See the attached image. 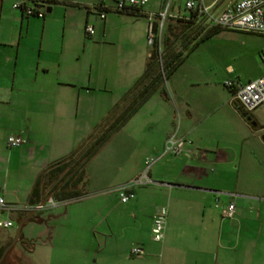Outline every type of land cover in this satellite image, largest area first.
<instances>
[{"label": "crops", "instance_id": "1", "mask_svg": "<svg viewBox=\"0 0 264 264\" xmlns=\"http://www.w3.org/2000/svg\"><path fill=\"white\" fill-rule=\"evenodd\" d=\"M17 1L0 0V199L9 205L25 206L42 171L87 141L104 120L85 119L93 109L92 83L96 84L97 80L92 79V68L98 64V59L96 55L93 60L90 57L83 86L84 72L80 65L85 46L80 43L83 36H94V46L107 47L112 58L126 67L121 80L128 89L143 74L150 48L146 17L136 19L108 13L105 19H100L88 10L99 0H58L50 4L43 18L27 17L13 9ZM106 1L112 4L120 0ZM164 1L147 0L143 14H160ZM202 1L217 15L237 0ZM179 10L168 14L165 30L181 29L177 20L186 25L190 13L186 9L185 13ZM192 24L199 31L206 25L202 18ZM87 25L93 28L91 37L85 32ZM68 34L79 43H66ZM263 48L255 49L259 59ZM260 70L257 78L264 74L261 60ZM171 77L167 83L171 81V94L179 103L180 115L177 113V116L180 121L187 120L181 125L179 122L174 134L190 143L184 145L180 155H164L151 167L149 177L159 186L134 189V198L128 203L119 202L116 207L107 208L104 227H101L103 223L92 226L95 227L91 230L93 240L96 235L105 237V264H264V174L257 173L251 164H244L241 151L235 157L232 146L219 147L220 142L209 141L204 136L207 131L202 134L201 122L194 117L195 112L172 84ZM254 79L243 82L235 76L225 82L245 84ZM108 80L106 78L105 85ZM223 87L231 97L230 90L224 84ZM157 97L163 103L168 102L167 94L164 98L158 91ZM173 123H157L160 137L157 155L163 152L167 139L173 134ZM9 137H18L24 144L8 148ZM117 170L124 169L118 167ZM127 170L126 177L114 187L140 174V160ZM85 182L83 193L93 194L86 190ZM216 200L222 205L234 204L232 219L221 217L220 210L214 207ZM160 208L167 210V217L163 240L155 243L151 229ZM29 214L12 217L0 212V222L11 220L17 224L25 221ZM64 215L66 211L61 215L52 214L37 225L47 228L50 221ZM136 246L144 251L140 258L129 254Z\"/></svg>", "mask_w": 264, "mask_h": 264}, {"label": "rangeland", "instance_id": "2", "mask_svg": "<svg viewBox=\"0 0 264 264\" xmlns=\"http://www.w3.org/2000/svg\"><path fill=\"white\" fill-rule=\"evenodd\" d=\"M185 2L165 0L161 12L165 11L168 5V14H172L177 8L185 13ZM93 38L94 36H83V41H80L81 44L85 43L80 57L84 72L81 83L87 80L85 74L88 73L90 57L92 56L93 60L96 55L98 64L92 68V79L97 80V85L92 83V88L95 89L92 95L93 109L85 119L98 122L108 115L107 112L128 89L127 85H122L121 80L127 69L112 58L107 47L94 46ZM66 43L75 44L79 41L68 34ZM260 46L264 47L263 36L220 31L210 39L198 42L171 79L172 84L189 102L195 112L194 117L201 122L199 130L202 134L207 131L204 136H207L209 141L220 142L219 147H225L227 144L232 146L230 148L235 152V157H238L241 151L242 162L251 164L257 173L264 174V109L250 113V120L245 119L238 113L236 104L231 101L223 87L226 80L235 76L243 82L258 77L261 73L260 59L255 55V49ZM179 49L181 51L183 47ZM101 60L103 63L100 64ZM232 71L234 75H230ZM106 78L109 79L107 85ZM170 86L171 81L165 87L167 103L159 100L157 93L153 95L87 164L85 186L86 190L93 194H85L79 199L69 201L57 210L38 212L34 217L47 220L52 214L61 215L66 211V215L50 221L47 225L48 232L47 228L37 225L33 220L24 224L21 234L26 242L23 248L25 264H105V237L96 235L93 240L91 230L95 229L92 226L96 223H103L101 227H104L106 209L114 208L119 203L114 194L106 191L125 178L127 169L137 160H140L142 166L139 175L146 170L147 165H151L150 169L154 167L157 158L162 154L157 155V143L160 142L157 123L169 125L174 121V134L179 122L181 125L186 120L180 121L177 116V113L180 115L179 103L174 95L172 96ZM193 121L194 118L190 123ZM84 122L83 118V125ZM85 134L82 133L83 136ZM180 136L176 135L177 138ZM118 167L124 170L118 171ZM11 216L15 217V214ZM13 235L14 228H0V249Z\"/></svg>", "mask_w": 264, "mask_h": 264}, {"label": "built area", "instance_id": "3", "mask_svg": "<svg viewBox=\"0 0 264 264\" xmlns=\"http://www.w3.org/2000/svg\"><path fill=\"white\" fill-rule=\"evenodd\" d=\"M57 1L58 0H19L13 4V9L20 10L27 17L43 18L50 4ZM106 2V0H99L97 5L91 6L88 9L89 12L97 14L100 19H105L108 13H124L134 8L142 10L147 4V0H120L112 4H107ZM168 8L169 6L167 5L165 11L160 14L147 16L148 45H152L156 37L155 33L152 31V22L155 20L156 22L158 21L159 31H161L168 18ZM185 9L189 13L192 12L196 13L197 16H201L208 27H216L226 31L243 32L264 37V0H237L226 6L217 15H213L210 8L206 7L202 0L187 1L185 3ZM85 32L89 37L94 33L93 28L89 25L85 27ZM260 60L264 69V48L260 52ZM224 86L231 92V101L238 105L245 113L250 114L258 109H264V74L245 84H235L234 82L227 81L224 83ZM186 143L190 142L184 138H177L176 133L171 135L167 139L163 152L159 158L164 155H180ZM6 144L8 148H17L24 144V141L18 137H9ZM159 158H157V160ZM150 166L151 165H147L146 170L137 178L122 185L115 186L106 192L114 194L120 203L126 204L134 198L133 190L135 188L150 185L159 186L157 182L152 181L149 177L148 173ZM67 202L69 201L57 202L50 197L43 203L29 207L27 205H9L0 199V212L16 215L29 214L32 212L38 213L52 210L65 205ZM214 207L220 210L223 219H232L235 214V206L232 202L222 205L216 200ZM166 217L167 210L165 208H160L153 218L151 239L155 243H160L163 240ZM12 226L13 222L11 220L0 222V228L2 229H10ZM129 254L131 257L140 258L144 255V251L142 248L136 246L130 249Z\"/></svg>", "mask_w": 264, "mask_h": 264}, {"label": "trees", "instance_id": "4", "mask_svg": "<svg viewBox=\"0 0 264 264\" xmlns=\"http://www.w3.org/2000/svg\"><path fill=\"white\" fill-rule=\"evenodd\" d=\"M133 18H147L140 9H130L124 13ZM202 18L196 13H190L186 25L177 20L181 29L165 30V23L159 31L158 21L152 22V31L156 37L149 45V58L143 74L124 93L121 99L112 107L108 115L91 133L87 141L67 157L50 164L36 179L27 200V206L33 207L43 203L47 198L57 202L72 201L81 198L85 182L84 167L88 161L138 112V110L158 91L166 98L165 87L168 79L193 51L198 42L210 39L224 29L208 27L196 30L193 21ZM203 19V18H202ZM204 20V19H203ZM205 21V20H204ZM164 32L167 35H164ZM169 32V33H168ZM183 50L180 51L179 48ZM239 113L247 120L250 115L236 106ZM37 215V213H36ZM33 221L42 223L39 217H32Z\"/></svg>", "mask_w": 264, "mask_h": 264}, {"label": "flooded vegetation", "instance_id": "5", "mask_svg": "<svg viewBox=\"0 0 264 264\" xmlns=\"http://www.w3.org/2000/svg\"><path fill=\"white\" fill-rule=\"evenodd\" d=\"M31 219L32 218L28 219V221H32ZM20 223L21 222L17 223L15 226L13 224L12 228H14V235L12 236V239L9 241L7 240V243L0 249V264H25L23 261L25 254L23 248H25L26 242L23 238V235L20 233L19 237L14 242V237Z\"/></svg>", "mask_w": 264, "mask_h": 264}, {"label": "water", "instance_id": "6", "mask_svg": "<svg viewBox=\"0 0 264 264\" xmlns=\"http://www.w3.org/2000/svg\"><path fill=\"white\" fill-rule=\"evenodd\" d=\"M47 13H50V10L48 9L47 10ZM262 141L264 142V138L262 139ZM36 214V212H32L28 215L27 219L23 222H21L17 228V231H16V234H15V237H14V242L17 240V238L19 237L20 233H21V230H22V227L23 225L28 221V219L32 218L34 215ZM37 223V222H35ZM38 224V223H37Z\"/></svg>", "mask_w": 264, "mask_h": 264}]
</instances>
